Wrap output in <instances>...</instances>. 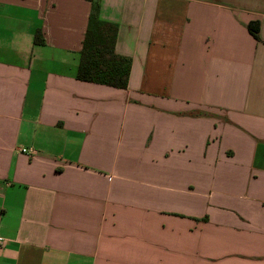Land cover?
<instances>
[{"label": "crops", "instance_id": "0c3cea01", "mask_svg": "<svg viewBox=\"0 0 264 264\" xmlns=\"http://www.w3.org/2000/svg\"><path fill=\"white\" fill-rule=\"evenodd\" d=\"M100 5L127 89L89 0H0V264H264V0Z\"/></svg>", "mask_w": 264, "mask_h": 264}, {"label": "trees", "instance_id": "16d2710c", "mask_svg": "<svg viewBox=\"0 0 264 264\" xmlns=\"http://www.w3.org/2000/svg\"><path fill=\"white\" fill-rule=\"evenodd\" d=\"M91 2L88 28L80 53L77 79L119 89H127L132 60L116 51L118 26L100 19V0ZM258 30L253 35L258 39ZM35 36V44L43 45V38Z\"/></svg>", "mask_w": 264, "mask_h": 264}, {"label": "built area", "instance_id": "2783aa9c", "mask_svg": "<svg viewBox=\"0 0 264 264\" xmlns=\"http://www.w3.org/2000/svg\"><path fill=\"white\" fill-rule=\"evenodd\" d=\"M23 151L25 152V150H23ZM29 153L31 155H36V152L35 151H30ZM5 241H6L5 239H3V238L0 237V246H2Z\"/></svg>", "mask_w": 264, "mask_h": 264}]
</instances>
